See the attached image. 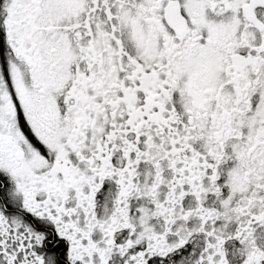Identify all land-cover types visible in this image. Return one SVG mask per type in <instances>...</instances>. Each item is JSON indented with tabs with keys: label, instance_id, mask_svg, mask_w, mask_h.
Masks as SVG:
<instances>
[{
	"label": "snow or ice",
	"instance_id": "obj_1",
	"mask_svg": "<svg viewBox=\"0 0 264 264\" xmlns=\"http://www.w3.org/2000/svg\"><path fill=\"white\" fill-rule=\"evenodd\" d=\"M0 264H264V0H0Z\"/></svg>",
	"mask_w": 264,
	"mask_h": 264
}]
</instances>
